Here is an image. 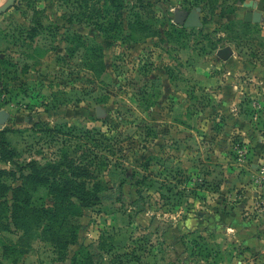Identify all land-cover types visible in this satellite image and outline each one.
Wrapping results in <instances>:
<instances>
[{"label":"rangeland","instance_id":"374dc122","mask_svg":"<svg viewBox=\"0 0 264 264\" xmlns=\"http://www.w3.org/2000/svg\"><path fill=\"white\" fill-rule=\"evenodd\" d=\"M247 1L264 12V0H16L0 15V264H264L210 220L244 185L251 196L264 157V23L235 17ZM197 7L199 27L174 21ZM30 162L105 198L53 214L49 171ZM20 239L29 252L13 262L3 247Z\"/></svg>","mask_w":264,"mask_h":264},{"label":"trees","instance_id":"16d2710c","mask_svg":"<svg viewBox=\"0 0 264 264\" xmlns=\"http://www.w3.org/2000/svg\"><path fill=\"white\" fill-rule=\"evenodd\" d=\"M121 6L118 5L116 7L115 14H119ZM106 11H111L110 9H107ZM243 22V21H242ZM244 25H249V23H244ZM118 25L112 28H116ZM110 31L111 29H107ZM106 30V31H107ZM100 76L98 75V78ZM11 160V159H10ZM27 167L31 170H35L37 173H43L45 171L48 172V176L50 178L44 179V177L40 176L38 178V181L42 184L50 182V187L52 188L53 193V202H54V208H49V211H51L53 214L57 212V209H59V206L65 202H69L70 200H75L79 207L81 208H90L96 204H99L105 197L102 195H98L97 193H92L85 189V181L77 180V176L73 173H67L65 169L61 167V165L58 164H49L45 166L39 167L36 163L30 162L27 164ZM57 190V191H56ZM28 201H21L18 196L17 192H14L13 202H12V210L14 211V215L16 216L18 214V210L22 209L24 210V219L27 211V205H25ZM25 203V204H24ZM29 206V205H28ZM31 210L34 212V215H37L38 212H35L34 208L31 207ZM45 211L49 212L48 209ZM19 216V215H18ZM24 227V233H27L30 229L25 225ZM4 251L7 254H10L13 258V262L17 261L18 256L25 255L29 252V246L24 243L21 239L17 242H9L8 244H5L3 247Z\"/></svg>","mask_w":264,"mask_h":264},{"label":"crops","instance_id":"0c3cea01","mask_svg":"<svg viewBox=\"0 0 264 264\" xmlns=\"http://www.w3.org/2000/svg\"><path fill=\"white\" fill-rule=\"evenodd\" d=\"M255 162L256 159H254L252 165L255 164ZM253 169L254 166H252V170ZM248 177L250 178V173ZM243 187L241 193L237 194L238 200L240 201L233 210L221 212L220 210L217 211L215 208L213 209L212 218L210 219L211 224H214L216 228L220 227L219 229H221L223 235H228L230 231L238 232L237 237L242 244L246 245L247 254L253 252L254 248L257 246H260L264 251V217L257 216V220H253V218L247 216L255 213L252 204L253 191L250 196V191H248V193L246 192V189H248L247 186L244 185ZM196 213L201 216L203 212L196 211ZM245 216H247V218ZM200 219L203 220V218ZM241 231L245 232L242 234Z\"/></svg>","mask_w":264,"mask_h":264},{"label":"water","instance_id":"95a60500","mask_svg":"<svg viewBox=\"0 0 264 264\" xmlns=\"http://www.w3.org/2000/svg\"><path fill=\"white\" fill-rule=\"evenodd\" d=\"M16 0H1L0 1V15L8 11L15 4ZM243 7L249 8L245 12L235 11L234 15L236 18L241 19L244 23H264V15L261 10L257 9V3L253 1H247L242 3ZM232 17V15H229ZM174 21L181 26L188 27H199L201 25L200 19V8H194L190 11L185 9L174 11ZM96 115L98 117H105L106 111L97 106Z\"/></svg>","mask_w":264,"mask_h":264},{"label":"built area","instance_id":"2783aa9c","mask_svg":"<svg viewBox=\"0 0 264 264\" xmlns=\"http://www.w3.org/2000/svg\"><path fill=\"white\" fill-rule=\"evenodd\" d=\"M243 156V151H239ZM243 161V158H240ZM254 169L250 173V181L252 186V204L255 214L260 217H264V157L258 159L255 164H250V167Z\"/></svg>","mask_w":264,"mask_h":264},{"label":"flooded vegetation","instance_id":"af4514ba","mask_svg":"<svg viewBox=\"0 0 264 264\" xmlns=\"http://www.w3.org/2000/svg\"><path fill=\"white\" fill-rule=\"evenodd\" d=\"M190 11V10H189ZM234 13H235V11H234ZM232 18H233V16H232ZM184 27V26H183Z\"/></svg>","mask_w":264,"mask_h":264}]
</instances>
